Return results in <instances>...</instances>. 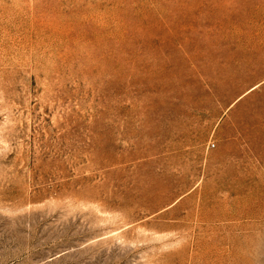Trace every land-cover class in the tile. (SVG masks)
Segmentation results:
<instances>
[{"label":"rangeland","instance_id":"rangeland-1","mask_svg":"<svg viewBox=\"0 0 264 264\" xmlns=\"http://www.w3.org/2000/svg\"><path fill=\"white\" fill-rule=\"evenodd\" d=\"M0 264H264V0H0Z\"/></svg>","mask_w":264,"mask_h":264}]
</instances>
